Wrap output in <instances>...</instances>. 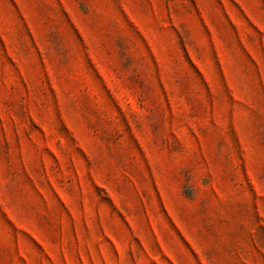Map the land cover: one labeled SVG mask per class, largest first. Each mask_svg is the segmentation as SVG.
<instances>
[{
	"label": "rangeland",
	"instance_id": "rangeland-1",
	"mask_svg": "<svg viewBox=\"0 0 264 264\" xmlns=\"http://www.w3.org/2000/svg\"><path fill=\"white\" fill-rule=\"evenodd\" d=\"M0 264H264V0H0Z\"/></svg>",
	"mask_w": 264,
	"mask_h": 264
}]
</instances>
